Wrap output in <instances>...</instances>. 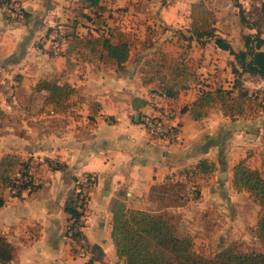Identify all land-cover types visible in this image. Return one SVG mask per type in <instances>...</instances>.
Here are the masks:
<instances>
[{"label": "crops", "instance_id": "1", "mask_svg": "<svg viewBox=\"0 0 264 264\" xmlns=\"http://www.w3.org/2000/svg\"><path fill=\"white\" fill-rule=\"evenodd\" d=\"M168 1L157 6V20L167 32H185L190 3L196 0ZM204 1L215 12L216 27L201 48L206 66L210 46L236 63L235 56L248 68L253 61L264 64V0ZM237 3L248 24L240 20ZM25 4L24 16L17 19L0 8V159L14 154L35 162L34 185L15 192L3 186L0 236L4 244L0 251L11 257L0 264L84 263L85 258L73 250L65 235L63 205L86 174L95 175V184L85 205L82 232L101 251V257L94 258L97 264H124L112 236L116 207L155 212L171 208L180 213L184 231L192 235L193 242V227L207 230L206 243L217 234L208 230L212 224L216 230L224 220L244 213L249 216L254 209L263 211L247 190L231 183L234 163L247 157L254 166L257 152L264 150V110L260 106L245 105L243 113L232 116L216 107L199 118L188 109L180 112L178 142L153 140L140 122L142 114L153 111L158 103L145 77L143 58L129 55L124 67L117 69L112 59L99 55L97 43L88 39L66 40L55 51L51 26L58 18L55 14L59 15L58 4L43 0H25ZM256 32L258 39L253 40L251 50L246 49L242 34ZM206 66L201 65L199 71ZM252 74L248 82L263 88L264 76ZM43 77L66 81L74 91L62 105L47 103V91L35 88ZM200 90L199 86L188 88L179 93L180 100L190 106ZM134 96L148 102L135 108ZM49 160L62 166L52 168ZM201 160L204 163L199 165ZM194 172L201 182L191 190L190 174ZM173 181L185 188L178 201L153 209L160 199L150 195L152 186ZM173 192L170 197L174 199Z\"/></svg>", "mask_w": 264, "mask_h": 264}, {"label": "trees", "instance_id": "2", "mask_svg": "<svg viewBox=\"0 0 264 264\" xmlns=\"http://www.w3.org/2000/svg\"><path fill=\"white\" fill-rule=\"evenodd\" d=\"M238 14L240 20L249 23L240 4ZM82 8H97L102 10L104 7L100 0H81ZM85 16H90L83 12ZM186 39H196L202 45L215 34V12L206 4L204 0H196L190 3L188 12ZM246 49L251 50L253 40L258 39V32L255 34H242ZM94 43L99 44L98 53L116 63L117 69H122L126 60L129 58L130 49L126 38L115 37L112 32L107 36L94 39ZM232 51L231 48H229ZM249 68H245L252 73L264 76V64L256 61L251 62ZM236 71V69H233ZM37 90H46L45 102L62 105L69 95L74 91V87L64 81L59 82L54 78H39L35 84ZM236 89L233 94V89ZM169 97L172 95L168 91ZM218 99L222 105L221 110L230 116L235 113L241 114L245 105H258L264 110V101L258 100L257 96L251 97L248 88H244L239 79L233 82L232 88L214 87L206 90L201 89L199 94L191 102L179 107L180 112L189 109L194 118H199L208 112L209 103ZM255 99V100H254ZM132 105L139 108L148 101L138 96L131 99ZM3 111L0 108V118ZM17 155H5L0 159V206L4 202L2 195L3 186L6 180L13 174V167L17 163ZM20 161V160H19ZM22 162V160H21ZM204 160L198 164L202 165ZM51 165V164H50ZM62 164L51 165L52 168L60 167ZM231 183L236 189H245L249 195L262 207L263 211L259 215L253 231L258 240L264 243V172L260 168L252 166L247 157H242L236 161L232 167ZM182 183L173 181L163 184H155L151 189V196L162 198L171 196L174 190V199L181 194L174 188ZM34 183L27 182L22 187H33ZM68 193L63 209L67 213V224L65 235L77 237L79 231L74 229V221L83 213L84 200L78 196L76 186ZM20 191V189H18ZM112 236L117 255L123 259L124 264H264V250L242 249L237 242L232 241L217 249L212 255H205L195 249L193 237L189 233H182L177 225L162 212H155L142 208L116 207L112 215ZM4 238L0 236V244H4ZM72 244V242L70 241ZM75 251V247L73 246ZM93 258H100L101 251L98 246L91 245ZM10 254L5 250L0 251V261L7 262Z\"/></svg>", "mask_w": 264, "mask_h": 264}, {"label": "rangeland", "instance_id": "3", "mask_svg": "<svg viewBox=\"0 0 264 264\" xmlns=\"http://www.w3.org/2000/svg\"><path fill=\"white\" fill-rule=\"evenodd\" d=\"M12 2L15 6H11L10 10L14 12V15L9 17L12 16L15 19L23 17L26 12L25 0H12ZM43 2L58 4L59 15L55 14L58 18L52 21L51 28L61 27L65 32L66 40L88 39L94 42L95 38L107 36L109 31L115 37L121 34V37L128 40L131 58H137L139 55L143 58L145 77L152 83V91L163 93L168 97V91H170L172 94L170 96L175 99L170 98L175 100L174 102L178 107L184 105V101L180 100L179 93L186 92L188 88L199 86L203 90L211 87L230 89L237 79L241 81L244 88L250 90L255 88L247 80L253 79L251 78L252 72L245 69L248 68V64L242 63L235 56L236 63L227 59L213 46L209 48V59L207 58L206 66V62H203L204 52L201 51V48L209 39L202 45L194 38L186 39L184 34L188 33L187 30L185 32L178 29L165 31L166 26L157 20L155 10L159 3L162 5L169 2L168 0H100V4L104 7L102 10L82 8L81 0H43ZM83 12H87L90 18L85 16ZM188 23L189 19L187 25ZM98 46L100 45L98 44ZM221 58L223 62L219 61ZM203 64L206 68L199 71ZM184 68L183 74L181 71ZM233 69H236L237 72ZM236 89H233V94H235ZM255 96L258 100L264 101L263 97ZM216 107L222 108L218 99L209 103L208 111ZM257 153L259 156L257 155L255 157L256 162L253 161L252 163L264 172V150ZM19 157L16 160L19 159L20 161L18 160L14 165L12 173H15L21 160H24ZM190 177L191 188L194 186L197 188L201 182V176L198 172L197 174L194 172L190 174ZM174 189L180 192L185 190L181 186ZM159 199V203L153 209L163 207L166 202H177V199L171 197L167 199L160 197ZM163 210L162 213L177 225L179 231L185 233L186 224L183 223L180 213L173 212L171 208H163ZM254 210H250L249 216L244 213L238 218L232 217L224 220L219 223L221 226L217 227L216 230L212 229L214 226L212 224L208 230L212 231L211 234L214 231V234H217L215 237L212 236L209 243H206L208 231L193 227L192 233L196 237L194 240L195 249L205 255H212L219 247L235 241L242 249L264 250V243L258 240L253 232V222L256 223L262 212ZM229 220L232 222L228 223Z\"/></svg>", "mask_w": 264, "mask_h": 264}, {"label": "built area", "instance_id": "4", "mask_svg": "<svg viewBox=\"0 0 264 264\" xmlns=\"http://www.w3.org/2000/svg\"><path fill=\"white\" fill-rule=\"evenodd\" d=\"M0 8L4 13L14 15L11 12L10 7L13 5L12 0H0ZM52 48L53 50H60L66 43L65 32L61 27H54L51 34ZM250 96L258 95L264 99V87L254 88V90L248 89ZM154 96H157L158 103L156 108L151 112H145L142 114L140 122L141 126L153 140H158L164 144H173L180 139L181 123H180V109L175 104L174 100L163 93L153 92ZM35 162H31L25 158L20 162L15 173H13L5 182V187L11 191H17L22 189L27 182L34 183V176L32 168ZM49 164H56L55 160H49ZM95 184V175L86 174L83 179L76 186L78 196L84 200V209L90 192ZM29 188V187H26ZM193 188H191L192 190ZM83 213L74 221V229L79 231V235L75 238L70 234L67 237L75 247V251L78 255L85 258L83 264H97V261L93 258L91 250V244L86 240L82 232V218Z\"/></svg>", "mask_w": 264, "mask_h": 264}]
</instances>
